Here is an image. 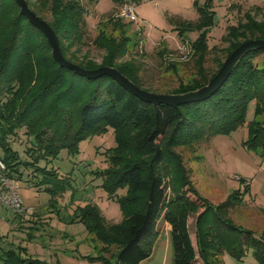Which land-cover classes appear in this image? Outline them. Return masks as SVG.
Segmentation results:
<instances>
[{
  "label": "trees",
  "instance_id": "obj_1",
  "mask_svg": "<svg viewBox=\"0 0 264 264\" xmlns=\"http://www.w3.org/2000/svg\"><path fill=\"white\" fill-rule=\"evenodd\" d=\"M27 1L39 15L44 10L49 12L48 22L66 57L87 69L115 67L141 88L154 91L146 86L141 62L134 58L119 61L129 52L133 39L121 18L110 15L100 27L94 43L106 53L97 63L72 52L86 35L88 10L82 1L40 0L44 8H38L34 0ZM114 1L128 4L143 0ZM195 5L196 20H173L182 38L186 32L199 31L198 38L191 42L190 66L194 74L167 89V93L184 94L204 87L224 62L218 60L213 72L206 67L208 33L214 24L213 0L203 5L196 0ZM261 9L253 5L238 23L227 27L224 58L248 39H264V19L255 15ZM110 25L119 35L107 29ZM133 45H139L137 38ZM166 52L167 48L159 51L161 58L169 69L177 71V62L166 57ZM263 53L262 48L246 53L222 86L206 99L179 106L155 105L109 75L91 79L61 66L53 57L46 35L20 13L16 0H0V159L5 161L10 177L18 181L26 178L52 194L64 192L68 189L67 177H61L48 162L63 148L77 152L81 140L113 127L116 146L110 152L108 168L101 174L111 196L119 187L128 188L126 195L117 196L124 217L119 223H108L97 206L81 208L78 220L100 243L101 252L90 258L92 262L141 264L152 255L156 226L164 218L171 225L173 264H225V253L241 260L249 249L264 264V230L256 235L229 217L230 211L243 203L249 184L244 192L234 191L214 204L198 193L176 150L243 125L247 105L255 100L256 117L248 124L249 136L244 145L264 158V67L256 60ZM21 130L29 138L22 153L10 141ZM168 179L171 194H167ZM194 214L195 239L189 225ZM112 246L117 248L115 253L111 252ZM0 258L4 264H60L29 255L24 246L8 248Z\"/></svg>",
  "mask_w": 264,
  "mask_h": 264
},
{
  "label": "rangeland",
  "instance_id": "obj_2",
  "mask_svg": "<svg viewBox=\"0 0 264 264\" xmlns=\"http://www.w3.org/2000/svg\"><path fill=\"white\" fill-rule=\"evenodd\" d=\"M80 1L88 11L85 38L82 43L72 48L77 57L86 56L101 63L106 51L98 47L94 40L100 27L110 15H113L122 19L126 24L124 28L126 33L133 38L129 52L119 61L134 58L141 62L142 77L146 86L154 90L152 92L167 93V89L175 88L181 81L193 76L194 71L190 66L191 42L198 38L199 31L186 32L182 38L175 29L173 20L196 19L198 17L196 0L130 2L128 4L134 8L137 15L136 20L122 15L123 7L127 3L114 0ZM205 1L198 0V3L203 5ZM33 2L38 8L45 7L40 0ZM231 4L235 6L230 8ZM253 5L262 7L261 10L255 11V15L259 19H264V0H213L214 24L208 33L210 52L206 62L209 71L217 69L218 60L226 59L224 50L227 42L223 37L227 33V27L238 23L243 13ZM49 15V12L44 10L39 16L48 22ZM107 29L119 35L118 31H113L111 25ZM136 38L139 40L138 46L133 45ZM162 48H167L166 57L170 56L177 62V71L169 69L167 61L161 58L159 51ZM69 55L71 57L72 54ZM256 60L264 67V53ZM256 107L255 100L248 103L246 121L236 129L218 133L192 147L178 146L176 150L182 155L198 193L214 204L225 200L234 191L244 192L247 183L249 184L248 191L244 193L243 203L231 210L229 217L234 223L260 235L264 230V158L259 152L244 145L249 136L248 124L256 117ZM27 140L29 138L23 130L10 138L13 148L20 153L23 152ZM115 146L116 131L108 126L103 132L81 140L77 152L63 148L48 162V166L57 169L61 177H67L68 189L64 192L52 194L43 187L40 189L26 178L20 180L18 191L23 200L24 210L14 212L0 205V254L8 248L17 249L24 246L28 249L29 255L50 263L101 264L99 261L90 260L92 256L101 252L100 243L94 239L86 225L78 220L77 215L81 213V208L92 204L99 208L108 223H119L123 220L118 197L126 195L128 188L119 187L115 195L111 196L105 187V177L101 174V171L108 168L110 152ZM0 155H3L1 146ZM167 181V194H171L169 179ZM195 218L196 214L189 219L193 239ZM156 231L158 234L153 245V253L142 264H173L171 231H167L164 218L159 219ZM116 251L117 248L112 246L111 252ZM224 262L260 264L252 249H249L241 260L225 253ZM0 264H4L1 258Z\"/></svg>",
  "mask_w": 264,
  "mask_h": 264
},
{
  "label": "water",
  "instance_id": "obj_3",
  "mask_svg": "<svg viewBox=\"0 0 264 264\" xmlns=\"http://www.w3.org/2000/svg\"><path fill=\"white\" fill-rule=\"evenodd\" d=\"M16 2L20 6V13L26 16L33 25L38 27L46 35L50 45L52 46L53 57L61 66L67 67L74 72L85 75L91 79H96L103 75H109L131 93L135 94L144 101L151 102L155 105L159 103H166L173 106H179L187 102L199 101L208 98L214 94L228 79L236 63L246 53L256 49H264V39H248L242 42L230 53V55L224 60L219 71L204 87L184 94L157 93L141 88L115 67L100 66L95 69H87L70 61L63 55L59 38L52 26L30 8L27 0H16Z\"/></svg>",
  "mask_w": 264,
  "mask_h": 264
},
{
  "label": "built area",
  "instance_id": "obj_4",
  "mask_svg": "<svg viewBox=\"0 0 264 264\" xmlns=\"http://www.w3.org/2000/svg\"><path fill=\"white\" fill-rule=\"evenodd\" d=\"M122 15L136 20L137 15L130 4H125ZM19 181L7 174V165L3 159H0V205H4L15 211L24 210L23 200L19 194Z\"/></svg>",
  "mask_w": 264,
  "mask_h": 264
},
{
  "label": "crops",
  "instance_id": "obj_5",
  "mask_svg": "<svg viewBox=\"0 0 264 264\" xmlns=\"http://www.w3.org/2000/svg\"><path fill=\"white\" fill-rule=\"evenodd\" d=\"M197 18H198V17H197ZM197 18H196V19H197ZM182 19H185V18H182ZM196 19H194V20H196ZM186 20H188V19H186ZM164 222L166 223L167 231L170 230V229H171V225H170L167 221H165V220H164ZM142 263H143V262H142ZM142 263H141V264H142Z\"/></svg>",
  "mask_w": 264,
  "mask_h": 264
}]
</instances>
